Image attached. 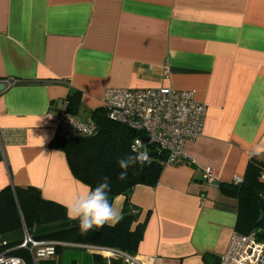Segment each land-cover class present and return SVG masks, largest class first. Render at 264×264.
<instances>
[{"label": "crops", "instance_id": "crops-1", "mask_svg": "<svg viewBox=\"0 0 264 264\" xmlns=\"http://www.w3.org/2000/svg\"><path fill=\"white\" fill-rule=\"evenodd\" d=\"M8 78L18 82L0 91V129L20 138L3 144L0 189L33 186L64 208L86 184L52 145L50 107L77 91L71 113L87 119L108 88L194 91L207 112L203 134L185 145L190 163L164 165L155 186L129 196L132 227L144 224L135 254L218 264L238 219L218 186L244 178L252 159L264 164V0H0ZM124 200L112 205L122 211Z\"/></svg>", "mask_w": 264, "mask_h": 264}, {"label": "trees", "instance_id": "trees-1", "mask_svg": "<svg viewBox=\"0 0 264 264\" xmlns=\"http://www.w3.org/2000/svg\"><path fill=\"white\" fill-rule=\"evenodd\" d=\"M67 101L72 112L79 101V93L72 91ZM91 118L98 126L95 135L69 141L55 136L52 145L64 152L72 174L87 186L94 189L103 182L104 177L109 178L110 203L118 195L125 196L122 219L114 226L105 224L82 233L79 220L68 219L64 206L45 199L39 188L7 185L0 189V251H8L10 255L22 257L26 264H33L30 254L18 248L25 228L36 239L98 248L92 254L93 264H108L106 256L102 254L104 250L136 253L142 240L144 224L132 227L137 220V214L136 208L129 203V196L136 185L157 184L164 166V156L151 152L150 163L130 167L126 179L120 180L118 175L121 169L118 161L129 155H136L131 149V141L140 134H133L125 125L110 120L103 108L95 109ZM262 171L264 164L252 159L242 183H220L218 186L223 195L236 200L238 219L235 230L243 234L258 229L264 232V203L259 199L261 183L258 179ZM260 211L263 212V218L258 221ZM110 264L122 262L113 257Z\"/></svg>", "mask_w": 264, "mask_h": 264}, {"label": "built area", "instance_id": "built-area-1", "mask_svg": "<svg viewBox=\"0 0 264 264\" xmlns=\"http://www.w3.org/2000/svg\"><path fill=\"white\" fill-rule=\"evenodd\" d=\"M168 78V74L166 76ZM11 87L18 81L8 78L2 81ZM102 108L107 117L121 123L136 135L131 141V149L135 154L154 152L164 156V165L190 163L185 153V145L197 140L202 134L206 121L207 108L195 98L191 90H176L172 87L127 89L108 88L102 96ZM50 107L46 117L55 126V136L62 140H75L91 137L98 131L93 118L82 119L69 110L67 100L61 102L56 112ZM20 134L10 135L0 129V153L3 144L8 140H19ZM138 142V143H137ZM254 154H250L253 156ZM261 190L259 199L264 203V171L259 174ZM203 180L213 184L216 180L212 167L205 169ZM242 182L241 178L234 179L235 184ZM68 243L36 239L26 230L18 248L26 250L33 264L49 260L56 254L58 247ZM88 249H98L88 246ZM112 257L119 258L122 264H159L156 257L142 259L137 254H129L112 249ZM108 260V257L106 258ZM0 264H26L22 257L10 255L8 251H0ZM218 264H264V232L260 229L243 234L234 230L231 234L225 252L220 256Z\"/></svg>", "mask_w": 264, "mask_h": 264}, {"label": "clouds", "instance_id": "clouds-1", "mask_svg": "<svg viewBox=\"0 0 264 264\" xmlns=\"http://www.w3.org/2000/svg\"><path fill=\"white\" fill-rule=\"evenodd\" d=\"M150 162L147 152L121 158L118 161L121 169L118 178L124 180L130 167ZM109 192V178L104 177L103 182L99 183L94 189L83 185L80 189L75 190L65 203L68 218L79 220V229L82 233H86L94 227H103L105 224L114 226L122 219L121 211L109 201Z\"/></svg>", "mask_w": 264, "mask_h": 264}, {"label": "rangeland", "instance_id": "rangeland-1", "mask_svg": "<svg viewBox=\"0 0 264 264\" xmlns=\"http://www.w3.org/2000/svg\"><path fill=\"white\" fill-rule=\"evenodd\" d=\"M24 230L26 229H23V234ZM84 246L85 245L79 246L76 244L61 246L55 256L49 260L39 261L38 264H93L91 253L88 248ZM102 254L106 256L105 258L108 257L107 263L110 264V259L113 258L112 251L104 250ZM102 254L100 255L102 256Z\"/></svg>", "mask_w": 264, "mask_h": 264}, {"label": "water", "instance_id": "water-1", "mask_svg": "<svg viewBox=\"0 0 264 264\" xmlns=\"http://www.w3.org/2000/svg\"><path fill=\"white\" fill-rule=\"evenodd\" d=\"M4 87H5L4 83L0 81V91H2L4 89ZM262 218H263V212L260 211L258 221H260Z\"/></svg>", "mask_w": 264, "mask_h": 264}, {"label": "bare ground", "instance_id": "bare-ground-1", "mask_svg": "<svg viewBox=\"0 0 264 264\" xmlns=\"http://www.w3.org/2000/svg\"><path fill=\"white\" fill-rule=\"evenodd\" d=\"M259 178V177H258ZM242 181H243V178H242ZM233 183H234V180H233ZM242 183V182H241ZM235 184V183H234ZM240 184V183H239ZM236 185H238V184H236ZM100 249H105V248H100ZM18 257V256H17Z\"/></svg>", "mask_w": 264, "mask_h": 264}]
</instances>
